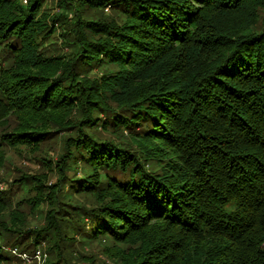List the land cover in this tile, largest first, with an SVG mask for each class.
<instances>
[{"label":"trees","instance_id":"16d2710c","mask_svg":"<svg viewBox=\"0 0 264 264\" xmlns=\"http://www.w3.org/2000/svg\"><path fill=\"white\" fill-rule=\"evenodd\" d=\"M44 2L0 0V166L44 153L10 185L49 206L29 228L0 190V264L42 242L73 264L76 236L119 264H264V0Z\"/></svg>","mask_w":264,"mask_h":264},{"label":"rangeland","instance_id":"374dc122","mask_svg":"<svg viewBox=\"0 0 264 264\" xmlns=\"http://www.w3.org/2000/svg\"><path fill=\"white\" fill-rule=\"evenodd\" d=\"M44 10L47 12L57 13L58 7L56 0H45L43 4ZM104 13L110 14L109 10L106 8ZM57 33L61 31L59 27ZM56 33V34H57ZM56 41L63 46V38L58 35ZM46 149V148H45ZM48 150V149H46ZM49 151V150H48ZM50 152V151H49ZM30 151L26 146H17L14 148H7L4 152L3 167L0 166V190L1 192H7L10 190L9 203L10 208L15 209L16 206L19 207V211L22 212V217L25 218L27 222V227L32 228L34 226L44 225V215L48 210L49 206L42 203L36 210L29 209L28 206L22 202L18 203L23 197H26L25 188L27 187H16L11 186L12 180L18 177L19 174L35 175L40 173H45L46 167L44 164L40 163V156ZM45 158V156H43ZM41 157V160L43 159ZM55 159V157H53ZM44 162V160H42ZM80 172H78V175ZM56 176V175H55ZM55 176L47 175L46 180L44 179V184L46 186L51 185L55 181ZM6 179L7 181H4ZM7 195V193H5ZM7 208L3 216L7 215L11 210ZM72 245V260L73 264H119L117 259L114 257L118 250L126 247V244L113 243L110 239L100 240L94 243H87L79 236ZM5 250L11 260L9 263L4 264H43L44 260L48 258L45 253V243L42 242L34 250H23L22 247H12L11 245H5Z\"/></svg>","mask_w":264,"mask_h":264}]
</instances>
